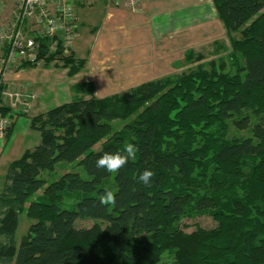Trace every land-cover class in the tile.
Returning <instances> with one entry per match:
<instances>
[{"label":"trees","instance_id":"1","mask_svg":"<svg viewBox=\"0 0 264 264\" xmlns=\"http://www.w3.org/2000/svg\"><path fill=\"white\" fill-rule=\"evenodd\" d=\"M212 2L227 33H240L220 65L191 49L198 63L181 76L106 97L81 84L82 95L30 117L41 140L9 164L0 190V264H157L165 255L169 264H264V0ZM41 42L45 65L84 67L73 51L51 53V37ZM0 112L17 116L1 98ZM126 142L138 148L134 160L113 174L96 167ZM61 161L88 177L70 170L48 182ZM145 169L149 185L138 180ZM105 189L115 205L99 203ZM22 213L34 222L18 243ZM205 214L214 227L185 230V219ZM88 218L96 222L77 225Z\"/></svg>","mask_w":264,"mask_h":264},{"label":"crops","instance_id":"2","mask_svg":"<svg viewBox=\"0 0 264 264\" xmlns=\"http://www.w3.org/2000/svg\"><path fill=\"white\" fill-rule=\"evenodd\" d=\"M3 5V11L13 13L18 7V0H3ZM75 10L79 32L74 53L78 58L86 59L81 72L88 74L93 71L95 74L104 75L109 70L105 77L110 76V78L113 77L109 75L112 62L118 64V70L124 69L125 64L129 63L127 69L131 71L130 68H136L135 71L141 76L144 64L148 67V63L155 61V38L159 30H169V27L179 29L180 23L184 25L187 21L197 22L199 28H204L209 15L212 16L211 18L214 16L218 18L212 0H141L136 10L111 4L108 0H76ZM193 15L197 17H192ZM168 45L172 46L173 43ZM49 66L43 65L39 70L32 68L15 70L7 76L4 90L19 93L21 98H11L3 91L0 95L1 104L22 111L16 118L11 136L6 138V144H0V161L4 156L8 157L9 153L18 154L15 158H8L7 167L26 149L33 147L31 141L23 140L25 137L34 139L36 143L34 145L41 140V135L35 132L38 130L30 125V117L38 113L41 108L44 109L42 112H45L63 103H54V100L62 98L70 91L72 99L79 93V83H70L66 89L64 83L57 82L68 77L70 74L68 67L58 69ZM45 96L54 106H49L44 99ZM16 142L17 146L14 145ZM6 174L7 172L0 173V190Z\"/></svg>","mask_w":264,"mask_h":264},{"label":"rangeland","instance_id":"3","mask_svg":"<svg viewBox=\"0 0 264 264\" xmlns=\"http://www.w3.org/2000/svg\"><path fill=\"white\" fill-rule=\"evenodd\" d=\"M89 1V0H87ZM93 1V0H91ZM96 1V0H95ZM111 4L117 5V0H108ZM141 0H138V3L133 7H128L126 5L127 0H121V3H119L120 6L126 7L128 9L136 10L138 9V6L140 5ZM92 3V2H90ZM92 5V4H89ZM92 7V6H91ZM12 11H3L0 10V24H5L8 22L12 16ZM208 14V13H207ZM97 17V16H96ZM192 17H197L196 15H193ZM209 18L206 20V25L204 28H199V24L197 22H191L187 21L183 24L180 23L179 29H171L159 30V34L156 35L155 38L156 45H155V61L154 63H148L144 64L145 67H143V74L141 76L138 75L136 68H130V70L127 69L129 66V63H126L123 67L124 69L118 70V64H115L112 62V69H110V76L105 77L107 73H109V70L106 71V74L102 75L98 74L93 71L86 74V72H81V70L75 74H70L66 78H62L61 80H58L59 83H64V87H68V84L70 83H79L82 84H91L96 87L95 94L98 97H106L108 95H112L115 93H120L129 90L132 87H135L143 82L150 81L157 78H164L167 76H181L187 72H189L190 69L194 68L198 62L196 61H190L188 58H186V53L188 50L193 51L195 59L198 55H203V59L201 61H210L212 59L215 60L219 65L224 60L222 56H226L231 51V38L230 37H240L239 32H233L231 35H229L223 25V23L217 18V16H214V18H211L212 16L209 15ZM97 20H94L96 22ZM159 23H157V26ZM183 26V27H182ZM79 31V29H78ZM78 37V35H77ZM77 39V38H76ZM76 41V40H75ZM170 43H173L172 46L168 45ZM75 46V42H74ZM75 52V51H73ZM99 57H95V59H98ZM101 58V56H100ZM99 58V59H100ZM228 62V60H227ZM45 62H42V67ZM95 63L97 61L95 60ZM49 67L52 68H60L63 69L64 67L70 68V66L63 65V62L54 60L52 62H49ZM152 68V70H151ZM117 69V70H116ZM67 83V85H65ZM72 85V84H71ZM67 89V88H66ZM71 92V91H70ZM67 93L65 96L58 100H54V103H60V102H68L72 99V93ZM82 95L81 92H79L77 96ZM89 97V96H86ZM44 99L49 104V106H54L53 104H50L48 101V98L45 96ZM53 103V102H52ZM16 110L17 115H21L20 109L12 107V111ZM44 109H39L38 113H42ZM47 111V110H46ZM36 113V114H38ZM35 114V115H36ZM22 119V118H20ZM30 122V120H29ZM16 125V124H15ZM113 125L115 129H120L124 123L122 121H114ZM35 131V130H34ZM37 134L40 135L38 131ZM232 132L234 134H241V135H248L250 134V131L248 129L240 130L236 127H232ZM27 140L31 143V145L34 147L36 144L34 139H30L29 137H25L23 140ZM22 140V141H23ZM21 141V142H22ZM6 142V136H4L2 139H0V144ZM29 143V144H30ZM6 144V143H5ZM28 144V143H26ZM17 146V142L14 144ZM102 145V141L97 143L95 145L96 149H99ZM31 147V148H33ZM18 154L10 153L8 154V157L4 156L0 161V173L7 172L8 167L6 165V162L8 158L10 157H17ZM79 171L81 175L85 178L88 177L87 172L79 165L76 164V162H68V161H61L57 164L55 171L53 172H46L44 176L49 181H52L53 179L58 178L61 174H63L66 171ZM74 197L72 196H66L64 198V206L66 207H72L74 202ZM34 220L28 218L26 213H22L20 215V224L18 227V230L16 232V238L18 243L20 242L22 236L27 233L29 226L31 223H33ZM96 222V220L88 218V219H79L77 221L78 226H91ZM184 228L186 231H192L195 230L198 227L202 228H211L214 227L217 222L214 220V218L209 215H201L197 216L195 218L191 219H185L183 221ZM170 263V257L163 256L160 262L157 264H169Z\"/></svg>","mask_w":264,"mask_h":264},{"label":"built area","instance_id":"4","mask_svg":"<svg viewBox=\"0 0 264 264\" xmlns=\"http://www.w3.org/2000/svg\"><path fill=\"white\" fill-rule=\"evenodd\" d=\"M116 3H121V0ZM137 3L138 0H127L126 5L133 7ZM75 7L76 0H18V7L10 20L0 24V95L4 91L11 98H21L19 93L4 90L5 81L15 70H39L42 67L43 61L39 59L42 38H52L49 46L51 53L59 48L64 54L74 51L79 32ZM3 9V0H0V10ZM25 62H36L37 65L26 67ZM17 113L14 110V114ZM17 117L0 112V139Z\"/></svg>","mask_w":264,"mask_h":264},{"label":"clouds","instance_id":"5","mask_svg":"<svg viewBox=\"0 0 264 264\" xmlns=\"http://www.w3.org/2000/svg\"><path fill=\"white\" fill-rule=\"evenodd\" d=\"M138 148L132 144L126 142L124 147L120 151L115 152H105L96 160V167L98 169H104L109 174L117 173L119 170L124 167L129 159H135ZM154 173L151 170H143L139 176L138 180L144 185H149L151 183V178ZM99 203L102 206H112L116 203V194L110 189H105L99 197Z\"/></svg>","mask_w":264,"mask_h":264}]
</instances>
